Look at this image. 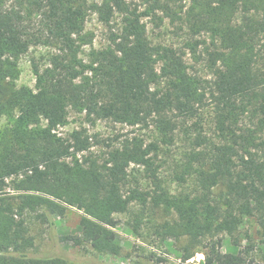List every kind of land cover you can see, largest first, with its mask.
I'll use <instances>...</instances> for the list:
<instances>
[{
    "label": "trees",
    "instance_id": "16d2710c",
    "mask_svg": "<svg viewBox=\"0 0 264 264\" xmlns=\"http://www.w3.org/2000/svg\"><path fill=\"white\" fill-rule=\"evenodd\" d=\"M140 2L0 0V117L10 119L0 129V264H86L57 246L35 249L33 219L53 225L66 206L84 215L82 234L64 239L120 255L116 215L136 201L171 216L161 223L147 217L148 227L183 261L200 251L204 264L255 263V246H242L237 234L253 219L264 244V0ZM90 9L108 26L120 22L106 47L83 58ZM146 17L155 27L168 20L185 33L184 44L153 42ZM32 46L47 47L49 56L45 66L33 60L34 89L16 82L19 60ZM189 53L210 77L189 65ZM69 106L96 119L153 125L165 144L182 134L176 179L189 176L193 190H126L130 166L151 168L160 150L158 140L142 135L127 138L104 162L78 158L90 146L82 132L71 139L56 132ZM144 214L133 218L137 233ZM226 235L231 252L223 251ZM149 259L166 262L155 253Z\"/></svg>",
    "mask_w": 264,
    "mask_h": 264
},
{
    "label": "rangeland",
    "instance_id": "374dc122",
    "mask_svg": "<svg viewBox=\"0 0 264 264\" xmlns=\"http://www.w3.org/2000/svg\"><path fill=\"white\" fill-rule=\"evenodd\" d=\"M131 4H140V0H128ZM119 19H114V24L106 25L100 21L98 14L94 9H90L86 21V32L89 33L90 41L82 47L81 54L87 58L92 49H100L109 44L110 28H118ZM144 21L147 24L148 33L153 42L172 43L176 46L184 44L185 33L180 31L175 33L173 25L166 24L162 27H155L151 22V17H146ZM48 48L43 46H32L30 51L24 54L19 60V77L16 80L18 86H28L35 88L37 76L34 72L33 60H36L40 66H45L48 60ZM190 66H195L205 77H210V72L205 67L203 60H196L190 53L186 56ZM68 116L64 125L59 126L56 130L59 136L65 139H71L74 131H81L83 140L89 141V149L78 154V158L83 160L91 156L100 162L108 158V153L113 148L121 147L122 143L135 135H142L147 141L160 140L158 132L151 125L150 129H144L140 126H131L128 124L115 122L112 119H96L88 116L86 111H79L71 106L68 107ZM9 117H0V129L9 124ZM208 129V127H207ZM211 133V131H209ZM158 138V139H157ZM182 134H178L168 144L160 142V150L154 157L151 168L145 165L132 164L128 170V185L126 190L139 187L143 190L151 191V194L160 193L162 188L171 194H178L181 191H192V178L186 176V180L176 179V172L182 171L179 159L182 152L186 149ZM155 154L154 152L151 155ZM71 160V159H69ZM7 191L14 193L11 185ZM136 201L130 212L117 214L119 223L115 230L120 236L123 250L120 255L101 254L95 251L91 246L77 245L72 241L64 239L65 235H80L81 219L84 211L76 206H66V210L60 213L54 219L53 225L44 223L38 218L33 219L32 233L36 238V247L38 251L49 253L56 246L58 251L68 253L73 259L84 261L86 264H153L149 259L151 253L160 255L166 259L163 264H204L205 255L203 252H197L190 259L183 261L182 256L178 255L175 245L170 243L164 244L149 228L147 217L157 223L170 220L171 216L166 215L164 210H158L152 207L151 210L145 209L142 203ZM141 210L145 211V221L140 229V233L135 232L133 218ZM261 229L255 224L253 219H248L241 226L237 236L242 246H255L251 253L255 258L254 264H264V244ZM232 238L226 235L223 243V251L231 252ZM172 242V240H170ZM253 248V247H252ZM94 256L99 261L91 259ZM72 264H77L73 263Z\"/></svg>",
    "mask_w": 264,
    "mask_h": 264
}]
</instances>
